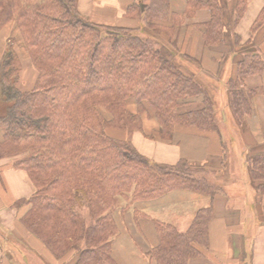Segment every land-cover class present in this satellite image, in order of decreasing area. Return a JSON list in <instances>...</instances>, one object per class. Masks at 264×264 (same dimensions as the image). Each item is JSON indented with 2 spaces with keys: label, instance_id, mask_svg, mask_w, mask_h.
Returning <instances> with one entry per match:
<instances>
[{
  "label": "trees",
  "instance_id": "obj_1",
  "mask_svg": "<svg viewBox=\"0 0 264 264\" xmlns=\"http://www.w3.org/2000/svg\"><path fill=\"white\" fill-rule=\"evenodd\" d=\"M249 2L236 0V23ZM200 8L211 11L209 21L197 24L205 44H221L222 0H186L182 11L173 9L171 0H134L125 15L141 18L143 32L94 22L81 13L79 0H0V32L15 24L38 71L34 87L21 90V57L13 45L5 49L0 59V159H12L28 173L36 190L15 207L26 206L21 222L57 258L77 252L73 264H118L112 254L120 232L118 212L134 207L139 220L147 217L139 202L170 191L189 190L212 199L222 192L204 176L210 171L206 165L185 158L175 164L154 162L132 141L135 131H143L146 115L157 121L156 134L166 141L178 126L220 132L213 89L195 69L192 74L184 70L170 47L186 18ZM263 25L264 6L252 31ZM263 72L264 56L246 52L228 81V104L238 123L254 114V98L262 91L246 89L245 80ZM110 130L126 136L115 137ZM245 166L264 200V150L248 152ZM213 214V205L200 208L186 232L154 219L158 243L150 255L156 264H188L202 255Z\"/></svg>",
  "mask_w": 264,
  "mask_h": 264
},
{
  "label": "crops",
  "instance_id": "obj_2",
  "mask_svg": "<svg viewBox=\"0 0 264 264\" xmlns=\"http://www.w3.org/2000/svg\"><path fill=\"white\" fill-rule=\"evenodd\" d=\"M104 2L96 0L93 4ZM222 2L224 42L209 46L205 44L197 24L209 21L211 11L209 8H200L193 16L186 18L181 31L174 35L175 42L171 44L181 67L190 74L191 69H195L197 77L209 86L210 91L213 89L220 132L202 131L194 126H178L173 138L166 141L156 134L157 121L146 115L143 131H135L132 141L142 154L154 162L175 164L185 158L192 163L206 165L209 172H221L226 168L228 157H231L227 152L224 155L223 144L227 150L228 140L234 137L233 132L238 136L236 140L240 162L246 170L248 152L264 150V72L251 75L245 80L246 89L262 88L254 98L255 112L252 116L238 123L228 104V81L235 77L238 61L246 52H257L264 56V25L252 31L264 0H250L246 13L238 23L236 0ZM171 3L173 9L182 11L186 0H171ZM129 4L121 13L122 24H113L112 20H107L111 16L105 11L89 15L80 11L97 23L134 28L137 21L131 18L137 17H124ZM100 7L105 6L103 4ZM17 33L14 23L8 24L0 32V59L7 38ZM237 36L240 38L239 43ZM187 55L191 58H186ZM131 108H134V104ZM225 129L230 132V138L226 136ZM116 131L120 132L119 135H114L112 130L110 134L119 138L126 136L125 131ZM137 133H141L144 138L143 148L136 143V136H140ZM150 134L157 137L151 138L148 136ZM3 138V131L0 130V142ZM244 178V185L242 182L230 186H227V182L224 185L212 182L222 188V192L213 199L193 191L177 189L155 200L139 202L137 205L140 211L147 214V217L139 220L134 215V207L125 213L118 212L116 216L120 232L112 245L115 261L118 264H156L155 258L150 255L152 247L158 243L154 219L172 223L180 232H186L196 212L202 207L213 205L208 246L203 249L202 255L191 258L188 264H264V200L257 192L248 171H245ZM35 190L24 169L16 168L12 159H0V264H73L79 256L77 252L57 258L21 222L20 217L26 211V206L18 209L15 204L20 199L30 198Z\"/></svg>",
  "mask_w": 264,
  "mask_h": 264
},
{
  "label": "rangeland",
  "instance_id": "obj_3",
  "mask_svg": "<svg viewBox=\"0 0 264 264\" xmlns=\"http://www.w3.org/2000/svg\"><path fill=\"white\" fill-rule=\"evenodd\" d=\"M96 0H79V5H80V10L86 12V14L89 15L93 14L94 12H101L105 11L108 15L111 16V19L106 18L107 20H112L113 24H122L121 19L123 16L121 15L122 11H125V7L131 3L134 0H105L104 3H97L93 4ZM104 4V8H101L100 6ZM107 15V16H108ZM124 17H128L127 15L124 14ZM138 18V17H137ZM131 18V19H136L137 23L134 28H136L137 32H143L145 30L142 27V19L141 18ZM116 20V21H115ZM19 33V32H18ZM11 34L9 38H7L6 42V47L7 49L9 45H13V48L15 51H18V54L21 57V62H22V69H21V74H20V80L18 82V87L25 91V90H31L37 80L38 76V71L34 67L29 55L25 54L24 51L27 53V50L25 48L23 38L21 34ZM166 37V36H164ZM163 38V37H162ZM12 43V44H11ZM162 47L169 48V46H166L164 41L161 42ZM171 47V45H170ZM22 49V50H21ZM199 104V103H198ZM198 104H194L193 107H197ZM226 136L228 138L231 137V134L228 130H226ZM112 132H115L114 135H119V131L112 130ZM136 136V143L140 147H144V138L143 136L141 137V133H137ZM233 137L232 140H228V146L226 152L229 154L228 157L229 161L226 163V168H224L221 172H209L204 174V176L211 182L224 185L225 182H227V186L233 185L236 182L240 184H245L246 179L244 178V173L247 171L240 162V157H239V145L236 140V133L233 132ZM239 159V162H238ZM231 173V176H229ZM233 179V180H232ZM82 214L87 215L88 210L87 209H82L80 210Z\"/></svg>",
  "mask_w": 264,
  "mask_h": 264
}]
</instances>
